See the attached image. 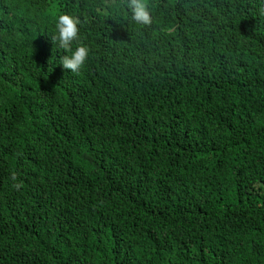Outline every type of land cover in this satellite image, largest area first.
Returning <instances> with one entry per match:
<instances>
[{
    "label": "trees",
    "instance_id": "obj_1",
    "mask_svg": "<svg viewBox=\"0 0 264 264\" xmlns=\"http://www.w3.org/2000/svg\"><path fill=\"white\" fill-rule=\"evenodd\" d=\"M146 2L0 0V264H264V0Z\"/></svg>",
    "mask_w": 264,
    "mask_h": 264
},
{
    "label": "clouds",
    "instance_id": "obj_2",
    "mask_svg": "<svg viewBox=\"0 0 264 264\" xmlns=\"http://www.w3.org/2000/svg\"><path fill=\"white\" fill-rule=\"evenodd\" d=\"M127 8L130 10V19L137 25L151 23L150 7L146 0H127ZM261 12L264 13V8ZM79 23V19L70 13H59L52 21V41L66 53L55 63L74 74L84 67L89 54L84 44L75 43L73 46L79 40ZM12 179L15 180V176Z\"/></svg>",
    "mask_w": 264,
    "mask_h": 264
}]
</instances>
